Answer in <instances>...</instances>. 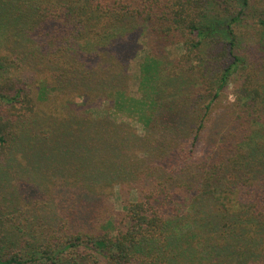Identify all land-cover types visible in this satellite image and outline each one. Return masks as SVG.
Wrapping results in <instances>:
<instances>
[{
  "label": "trees",
  "instance_id": "16d2710c",
  "mask_svg": "<svg viewBox=\"0 0 264 264\" xmlns=\"http://www.w3.org/2000/svg\"><path fill=\"white\" fill-rule=\"evenodd\" d=\"M0 264H264V0H0Z\"/></svg>",
  "mask_w": 264,
  "mask_h": 264
},
{
  "label": "rangeland",
  "instance_id": "374dc122",
  "mask_svg": "<svg viewBox=\"0 0 264 264\" xmlns=\"http://www.w3.org/2000/svg\"><path fill=\"white\" fill-rule=\"evenodd\" d=\"M140 42L142 45V49L132 59L129 67V72L131 77L127 84V95L133 99L142 100V97L144 96L145 92L141 87L140 65L143 62L145 55L149 52V48L147 46L146 39L144 36L140 38ZM182 52L183 49H182V45L180 44L169 46L167 48V53L171 58L178 57L180 54H182ZM233 87L234 86L230 84L224 91H222L220 103H218L216 106L218 107V109L228 106L231 102L235 101ZM109 105L110 104L108 101H104L100 107L93 108L90 111L94 114L95 117H102L104 115H108L114 121L135 125L141 134L144 133L142 122L139 120V117L131 116L129 114L130 110L128 108L119 110ZM133 198H135V194H133ZM113 201L116 203L118 209L122 208L121 199L119 197V194H117V192L113 197Z\"/></svg>",
  "mask_w": 264,
  "mask_h": 264
}]
</instances>
